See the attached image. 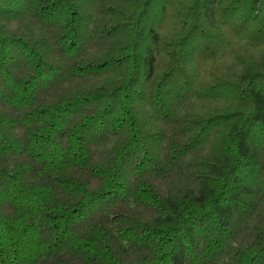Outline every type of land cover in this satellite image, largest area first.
Masks as SVG:
<instances>
[{
    "label": "trees",
    "instance_id": "obj_1",
    "mask_svg": "<svg viewBox=\"0 0 264 264\" xmlns=\"http://www.w3.org/2000/svg\"><path fill=\"white\" fill-rule=\"evenodd\" d=\"M0 264H264V0H0Z\"/></svg>",
    "mask_w": 264,
    "mask_h": 264
}]
</instances>
